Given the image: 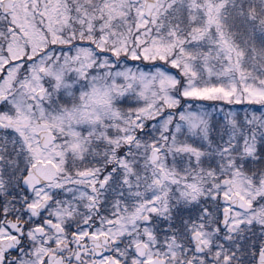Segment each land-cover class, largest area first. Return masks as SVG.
Instances as JSON below:
<instances>
[{"label":"snow or ice","instance_id":"6c2138e0","mask_svg":"<svg viewBox=\"0 0 264 264\" xmlns=\"http://www.w3.org/2000/svg\"><path fill=\"white\" fill-rule=\"evenodd\" d=\"M0 264H264V0H0Z\"/></svg>","mask_w":264,"mask_h":264}]
</instances>
